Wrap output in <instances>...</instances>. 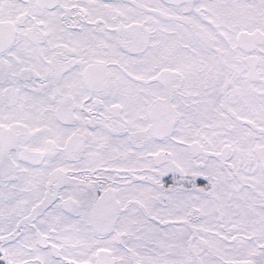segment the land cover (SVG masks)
Masks as SVG:
<instances>
[{
	"label": "snow or ice",
	"instance_id": "snow-or-ice-1",
	"mask_svg": "<svg viewBox=\"0 0 264 264\" xmlns=\"http://www.w3.org/2000/svg\"><path fill=\"white\" fill-rule=\"evenodd\" d=\"M0 264H264V0H0Z\"/></svg>",
	"mask_w": 264,
	"mask_h": 264
}]
</instances>
